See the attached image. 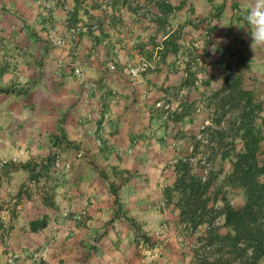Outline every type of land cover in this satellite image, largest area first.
<instances>
[{"label": "rangeland", "instance_id": "rangeland-1", "mask_svg": "<svg viewBox=\"0 0 264 264\" xmlns=\"http://www.w3.org/2000/svg\"><path fill=\"white\" fill-rule=\"evenodd\" d=\"M35 1L44 9V22H40L41 27L29 24L28 30L35 36V31H45L43 36L54 47L51 36L65 31L67 18L83 23L80 16L89 14L92 8L96 15L91 17H99L101 11L112 19L109 11L121 0H114L109 10L102 9V0H80L76 7L69 0L65 4ZM123 1V6L143 19L142 26L130 32L132 43L126 48V56L139 57L132 63L133 68L140 69L138 74L155 70L160 79L158 94L151 97L155 103L146 104L151 124L131 140L140 141L134 144L145 150L144 156L136 159L143 170L141 174L131 173L121 158L114 164L108 159L106 165H101L103 159L85 158L82 148L66 140L51 149L50 163L34 159L32 164L38 165L43 175L37 181L28 178L17 193L11 191L8 206L0 207L12 217L0 218V264H194L196 250L205 248L211 255L200 240L209 230L235 235L225 225L224 203L243 208L248 201L247 187L240 181L246 176L244 172L255 166L254 162L244 163L242 157L247 152V131L252 133L249 142L256 143L260 169L259 173H251L253 177L247 182H256L264 189V48L257 47L254 52L250 47L251 36H247L250 33L242 20V10L234 7L238 27L217 31L224 3L216 2L205 17L186 5L187 0ZM65 7L71 9L69 14ZM154 7L160 15L152 11ZM114 17L123 20L122 15ZM92 18L87 22L98 25L101 31L103 23ZM2 39L6 36L0 33ZM5 49L0 47L2 54ZM155 60H161V64ZM180 160L188 163L191 175L201 178L208 187L210 204L215 202L218 217L211 227L204 224L192 232L181 222L177 206L181 193L168 191L176 186L174 166ZM127 162L131 167L133 160ZM22 164L18 159L0 160V168L8 173ZM236 164L241 170L236 171ZM96 180L104 187L100 189L107 190L101 202L110 213L108 218H91L90 207L94 204L88 192L81 191L95 188ZM113 185L118 191L117 203ZM20 191L23 195L19 205L28 206L33 218H18ZM77 192L82 193L76 197ZM76 198L83 200L77 203L80 207ZM263 200H257L263 207L254 208L257 215L250 224L264 236ZM45 216L49 217L48 227L32 232L30 222ZM212 216L205 218L209 221ZM249 242L244 237L239 242L240 249H248L249 256L254 249L264 251L263 242L254 243V247H249ZM227 257L225 260L230 259ZM260 264H264V252Z\"/></svg>", "mask_w": 264, "mask_h": 264}, {"label": "crops", "instance_id": "crops-1", "mask_svg": "<svg viewBox=\"0 0 264 264\" xmlns=\"http://www.w3.org/2000/svg\"><path fill=\"white\" fill-rule=\"evenodd\" d=\"M69 2L76 7L80 0ZM216 2L224 3L216 24L219 31L220 28L238 27L234 7L243 11L252 0H215L212 3L187 0L185 3L193 7L196 14L206 17ZM123 4V0L118 1L109 11L112 19L104 17L101 11L99 17L92 16L103 23L100 32L81 35L75 46L71 43L64 48H54L43 36L45 31L37 30L35 36L28 30L29 24L41 27L40 22H44V9L38 2L0 0V33L6 36L5 40H0V47L8 48L4 54L0 51V160L18 159L24 164L34 159L47 160L51 149L66 140L82 148L80 151L85 158L103 159L105 162L101 165H106L108 159L114 164L115 159L121 158L128 171L141 174L143 167L136 159L144 156L145 150L135 145L140 141L134 144L131 140L151 124L146 104H151V97L158 94L160 79L155 70L151 74L147 70L135 76L131 74L132 63L138 62L139 57L126 56V48L132 40L130 32L137 31L143 19H138L137 13ZM157 8L152 11L160 15ZM88 10L89 14L84 12L80 21L88 23L93 19L91 15H96L92 8ZM114 15H122L123 20L115 19ZM155 61L161 64V60ZM112 63H115L114 71L109 68ZM76 67L84 70L85 84L74 76ZM107 91L114 92L115 96ZM127 159L129 164L133 160L131 167L135 170H131L128 162L126 164ZM6 171L0 168V207L8 202L11 191L17 193L31 177L21 167ZM95 182V188H82L81 191H87L94 204L90 207V213L94 214H90L91 218H108L110 213L101 202L108 195L107 190L100 189L104 187L99 180ZM81 193L77 192L76 197ZM17 200L16 206L21 210L18 218H33L28 206L19 205L22 198ZM75 200L78 206V202H83ZM9 214L0 209V218H12Z\"/></svg>", "mask_w": 264, "mask_h": 264}, {"label": "trees", "instance_id": "trees-1", "mask_svg": "<svg viewBox=\"0 0 264 264\" xmlns=\"http://www.w3.org/2000/svg\"><path fill=\"white\" fill-rule=\"evenodd\" d=\"M210 3L215 0H208ZM169 9H172L168 6ZM5 92V91H4ZM7 92V91H6ZM250 131H247L244 135L246 141L245 151H247L242 157L245 159L246 163L254 162L255 166L250 167L248 171L244 172L246 176L242 177L240 181L245 182L243 185H246L247 191V203L243 208H235L231 204L224 203L223 215L225 217V225L227 228H230L235 232V235H222L219 232H214L209 230L204 238H201L202 245H206V248L210 250L211 255H207L206 249L202 248L203 251L196 250L194 254V264H260L261 257L263 256L262 249H259L258 252L252 250V256L248 255V249H240V239L244 237L249 242V247H254V243H264L260 239L261 236L264 237L261 231L257 228H253L250 221L255 220L254 217L257 215L255 212V207L262 208L263 206L258 204L257 200L262 201L264 198V189L259 186L256 182H247L251 178V173H259L260 169L257 166V147L256 143L253 141L249 142V137H251ZM68 144H70L68 142ZM72 145V144H70ZM57 146L55 142L54 147ZM51 156L47 158L46 162L50 163ZM189 164L184 160H180L175 164V170L177 173L176 186L172 190L168 191H178L181 193V198L179 199L177 206L180 210L181 222L186 225V227L195 232L200 226L208 224L210 227L214 225L216 218L217 210L214 204H210L211 200L207 196L208 187L203 183L201 178L192 176L189 170ZM240 164L235 165V169L239 168ZM22 170H25L30 173V180L37 181L43 175L42 170H38V165L27 163L22 165ZM241 170V168H239ZM238 173H236L237 175ZM235 177V174H234ZM237 177V176H236ZM253 177V176H252ZM239 180V179H238ZM112 193L116 196V203L119 202L118 191L116 187L111 186ZM262 189V190H260ZM22 192L18 194V198H22ZM256 200L254 201V199ZM264 201V200H263ZM46 205H49L46 203ZM53 206V204H52ZM51 206V207H52ZM254 210V212H253ZM261 211V210H260ZM214 214L211 217V220H206L205 215ZM49 225V217L45 216L42 219L34 220L30 222V229L32 232H39L44 230ZM1 227V225H0ZM202 252V253H199ZM206 255H204V253ZM230 258L225 260V257Z\"/></svg>", "mask_w": 264, "mask_h": 264}, {"label": "built area", "instance_id": "built-area-1", "mask_svg": "<svg viewBox=\"0 0 264 264\" xmlns=\"http://www.w3.org/2000/svg\"><path fill=\"white\" fill-rule=\"evenodd\" d=\"M58 3L60 2L61 4H65V2L67 0H57ZM114 0H102L101 1V7L103 10H109L113 4ZM56 4V3H54ZM66 14H69L71 12V9H69L68 7H65ZM147 11H144V13ZM148 14V13H147ZM64 32L61 33H54L51 36V43L55 48H64L66 47L68 44H73L74 46L77 43L78 38L83 35V34H89L92 32H97L99 31V27L98 25H94V24H89V23H74L71 21V19L67 18L65 20V28H64ZM110 70L114 71L115 68V63H112L110 65ZM140 69L138 68H132L131 69V74L134 76L136 74H138L137 72ZM74 76L77 78V80L82 81L85 84L86 81V74L84 72V70L82 68H74ZM158 106L160 107L161 104L159 103Z\"/></svg>", "mask_w": 264, "mask_h": 264}, {"label": "clouds", "instance_id": "clouds-1", "mask_svg": "<svg viewBox=\"0 0 264 264\" xmlns=\"http://www.w3.org/2000/svg\"><path fill=\"white\" fill-rule=\"evenodd\" d=\"M241 17L250 33L252 50L255 52L257 47L264 48V0H252L241 12Z\"/></svg>", "mask_w": 264, "mask_h": 264}]
</instances>
